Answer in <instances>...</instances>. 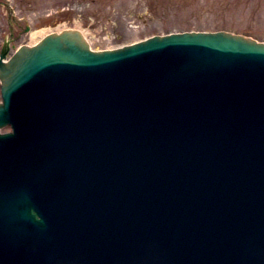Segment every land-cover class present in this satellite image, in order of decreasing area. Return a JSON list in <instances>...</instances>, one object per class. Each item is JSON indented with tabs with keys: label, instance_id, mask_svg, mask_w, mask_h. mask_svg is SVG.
Returning a JSON list of instances; mask_svg holds the SVG:
<instances>
[{
	"label": "water",
	"instance_id": "obj_1",
	"mask_svg": "<svg viewBox=\"0 0 264 264\" xmlns=\"http://www.w3.org/2000/svg\"><path fill=\"white\" fill-rule=\"evenodd\" d=\"M0 79V264H264V42L68 29Z\"/></svg>",
	"mask_w": 264,
	"mask_h": 264
},
{
	"label": "rangeland",
	"instance_id": "obj_2",
	"mask_svg": "<svg viewBox=\"0 0 264 264\" xmlns=\"http://www.w3.org/2000/svg\"><path fill=\"white\" fill-rule=\"evenodd\" d=\"M11 7L20 25H29L13 46L33 42L34 30L74 26L86 30L95 49L185 27L223 26L264 40V0H11ZM6 33L7 11L0 3V47Z\"/></svg>",
	"mask_w": 264,
	"mask_h": 264
},
{
	"label": "bare ground",
	"instance_id": "obj_3",
	"mask_svg": "<svg viewBox=\"0 0 264 264\" xmlns=\"http://www.w3.org/2000/svg\"><path fill=\"white\" fill-rule=\"evenodd\" d=\"M47 29L46 28H41V29H39V30H34L33 32H32V38H36L37 36V34H42L43 33V31H46ZM48 30H50V29H48ZM84 32H86V30H83Z\"/></svg>",
	"mask_w": 264,
	"mask_h": 264
}]
</instances>
